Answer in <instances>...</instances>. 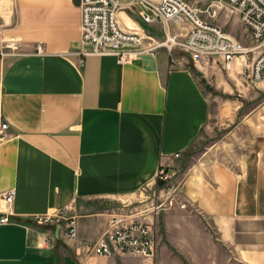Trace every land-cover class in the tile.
Returning a JSON list of instances; mask_svg holds the SVG:
<instances>
[{
	"label": "crops",
	"instance_id": "crops-1",
	"mask_svg": "<svg viewBox=\"0 0 264 264\" xmlns=\"http://www.w3.org/2000/svg\"><path fill=\"white\" fill-rule=\"evenodd\" d=\"M80 3L0 0V40H15L19 53L0 59V120L12 136L0 140V215L4 194L16 192L15 216L0 225V264H128L89 255L82 243L97 241L112 215L140 217L142 189L176 154L186 208L159 215L168 243L187 259L224 253L225 264H264V123L251 112L222 124L221 137L188 161L211 117L207 77L172 68L164 50L130 65L91 56L80 66ZM118 22L154 37L162 29L126 11ZM66 208L77 217L76 240L30 223Z\"/></svg>",
	"mask_w": 264,
	"mask_h": 264
},
{
	"label": "built area",
	"instance_id": "built-area-1",
	"mask_svg": "<svg viewBox=\"0 0 264 264\" xmlns=\"http://www.w3.org/2000/svg\"><path fill=\"white\" fill-rule=\"evenodd\" d=\"M198 1L207 5L227 4L236 10L252 46L244 47L219 25L202 20L198 10L185 0H81L82 40L77 54L78 64L82 66L91 56H112L119 65H130L142 55L156 56L164 50L172 68L192 64L204 70L219 62L230 71L236 60L247 62L252 57L248 77L253 82H261L264 78V0ZM121 11L138 15L145 25H160L165 39L159 41L139 27L124 30L118 22ZM38 53H43L41 47ZM18 54L15 40H0V59ZM9 130L10 124L0 120L1 142L12 139ZM180 158L181 154L167 158L168 161L159 167L153 184L141 191L144 195L152 192L153 201L159 202L158 210L186 208L181 201V183L172 171L175 161ZM15 198V191L2 197L6 212L0 215V225L12 222ZM30 223L39 227L60 226L69 239L77 238V217L71 214L70 208L55 214L33 216ZM51 241L52 238L45 235L43 244ZM82 247L89 255L126 257L139 260L136 264H156L159 243L154 225L112 215L103 235L97 241L83 242Z\"/></svg>",
	"mask_w": 264,
	"mask_h": 264
},
{
	"label": "rangeland",
	"instance_id": "rangeland-1",
	"mask_svg": "<svg viewBox=\"0 0 264 264\" xmlns=\"http://www.w3.org/2000/svg\"><path fill=\"white\" fill-rule=\"evenodd\" d=\"M188 4L196 8L202 20L219 25L232 38L239 41L244 47H251L252 43L244 26L240 22V18L236 10L227 4L207 5L202 4L198 0H185ZM158 37L159 41L165 39L161 30ZM252 59V57H250ZM246 62L238 59L236 71H226L219 62L214 64L213 68L199 70L192 64L188 66L194 73L200 72L207 77L204 81L200 77L205 92L209 94L211 101V117L203 137L197 141L191 148L188 161H193L204 150L217 140L225 132L219 130L223 128L222 124H232L233 127L242 119L248 118L249 113H255L257 123H264V87H256L249 76L248 66L251 60ZM234 72V73H233ZM259 83V82H258ZM211 90H210V89ZM235 103V104H234ZM243 106L240 112L238 107ZM238 114V115H237ZM152 192L140 195L136 200L138 206H142L140 217L135 218L138 222L154 225L157 233L159 250L156 258V264H225L224 253H217L214 258H202L201 252L199 257L187 259L177 252L167 241L165 232L159 215L162 210L157 209L159 202L153 201ZM103 207L119 206L122 202H99ZM131 215V214H129ZM132 221V219L130 220ZM137 259H128V264H136Z\"/></svg>",
	"mask_w": 264,
	"mask_h": 264
},
{
	"label": "water",
	"instance_id": "water-1",
	"mask_svg": "<svg viewBox=\"0 0 264 264\" xmlns=\"http://www.w3.org/2000/svg\"><path fill=\"white\" fill-rule=\"evenodd\" d=\"M197 76H198V77H202L203 75H202V73L197 72ZM59 227H60V226H59Z\"/></svg>",
	"mask_w": 264,
	"mask_h": 264
},
{
	"label": "bare ground",
	"instance_id": "bare-ground-1",
	"mask_svg": "<svg viewBox=\"0 0 264 264\" xmlns=\"http://www.w3.org/2000/svg\"><path fill=\"white\" fill-rule=\"evenodd\" d=\"M124 17L126 18V20H128V22H130L129 24H131V21L126 16H124Z\"/></svg>",
	"mask_w": 264,
	"mask_h": 264
},
{
	"label": "trees",
	"instance_id": "trees-1",
	"mask_svg": "<svg viewBox=\"0 0 264 264\" xmlns=\"http://www.w3.org/2000/svg\"><path fill=\"white\" fill-rule=\"evenodd\" d=\"M210 89V88H209ZM211 90V89H210Z\"/></svg>",
	"mask_w": 264,
	"mask_h": 264
}]
</instances>
